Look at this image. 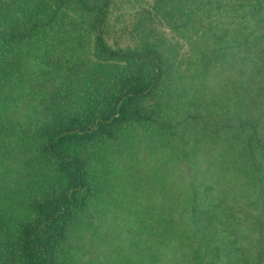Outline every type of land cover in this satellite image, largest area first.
Listing matches in <instances>:
<instances>
[{"label":"trees","instance_id":"trees-1","mask_svg":"<svg viewBox=\"0 0 264 264\" xmlns=\"http://www.w3.org/2000/svg\"><path fill=\"white\" fill-rule=\"evenodd\" d=\"M122 1L0 0V264H264V0Z\"/></svg>","mask_w":264,"mask_h":264},{"label":"rangeland","instance_id":"rangeland-1","mask_svg":"<svg viewBox=\"0 0 264 264\" xmlns=\"http://www.w3.org/2000/svg\"><path fill=\"white\" fill-rule=\"evenodd\" d=\"M147 1L151 2V0H123L120 5H118L115 15L116 18L121 17L120 23H118L116 26L117 31L124 30V27H127L131 30L133 23L136 21L138 12L146 8ZM167 36L170 39H173V34L167 33ZM117 41L121 42L123 45L130 43L129 36L122 32H119L113 36L111 39V44H114Z\"/></svg>","mask_w":264,"mask_h":264}]
</instances>
